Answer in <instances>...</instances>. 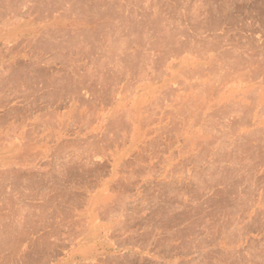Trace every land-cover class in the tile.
I'll use <instances>...</instances> for the list:
<instances>
[{
    "label": "rangeland",
    "instance_id": "obj_1",
    "mask_svg": "<svg viewBox=\"0 0 264 264\" xmlns=\"http://www.w3.org/2000/svg\"><path fill=\"white\" fill-rule=\"evenodd\" d=\"M24 1L26 4L23 1V4L19 3L20 0L16 1L19 12H27L29 7L33 11L38 8V14L34 11L31 15L41 18L42 21L20 27L32 28L37 33H21L16 43L14 41V44H20L16 46L20 52L17 57L0 58V159L8 161L7 165H10L0 167V171L4 170L0 172V198L9 193V197L15 199L10 210L0 211V227L4 228H0V264H18L15 263L14 257L23 249V241L27 240L26 244H29L37 241L40 236L45 237V241L50 245H55L54 249L42 251V254L47 255L46 264L54 263L56 258L67 259L71 254L74 256L71 264H108L109 261L113 262V259L124 260L123 263L127 264H263L264 222L263 225L261 222H258L261 225L256 223L260 217V220L263 218L264 221V214H259V211L264 210V195L260 201L262 210L255 209L259 216L256 215V225L249 228H253L252 230L238 231L233 226L231 230L224 226L222 229L221 226L216 229L210 225L213 223L212 219L209 220L212 207H204L209 216L205 215L201 224H197V229H203L195 243L194 236L189 235L190 239L186 238L190 240L187 248L190 251L186 249L188 254H182L183 256L180 250L182 241L175 238L170 240L161 232V226L154 220V209L157 202L169 198L174 202L173 205H177V200L182 198H187V201L193 204L191 199L198 192L203 194L201 186L211 183L218 175L221 176L220 170L232 165L229 160V154L231 156L232 152H228L230 147L227 143L234 133L246 129L245 125L237 124L236 132L224 125L230 115H236L233 110L227 113L228 118L227 114L221 116L223 114L220 111L215 117L209 114L212 110L215 112L237 100L240 107L244 105L246 108L255 107L257 101L264 104V0H105L103 8L102 5L101 8L98 7L100 10L111 11L109 15L115 16V19L111 16L112 21L110 17L105 21L98 19L92 23L94 28L98 23L106 22L98 26H108L103 27L107 30L99 27L100 31H96L97 26L95 32L98 36L94 31L87 37L89 39L78 35L80 38L76 39L77 42L73 38L74 31L70 29L73 24L71 22H75V19L70 16L74 12L67 8L68 0H44L47 4L42 0H39L40 3L38 0ZM83 1L77 0L79 10L84 7L83 10L89 11L92 0ZM131 1L134 2L131 4ZM107 4L109 5L106 6ZM113 7H118V12ZM46 8L51 13L48 14ZM67 11L70 12L69 17L66 15L69 14ZM119 12L123 16V22L118 18ZM83 13L82 15H90L92 12ZM57 17H61L60 20ZM107 22L112 23L109 25L114 27L110 28ZM119 22L123 23L122 26L127 24L125 29L118 27L117 24L121 25ZM1 25L2 23L0 33H3L9 26ZM92 25L90 29L93 30ZM162 28L170 31L168 33L173 40L164 38ZM45 29L47 33H44ZM62 31L68 34L63 35L65 32ZM111 32L113 33L110 34ZM59 36L65 39H62L65 42H62ZM28 39L29 41H26ZM7 40L0 39V54H5ZM78 40H81L82 44ZM11 47L10 45L9 48ZM84 48L87 51H84ZM9 60L13 61V64L11 70L6 72L5 64H8ZM19 68H22L21 71ZM252 73L255 75L251 76ZM4 79L5 83L2 81ZM249 89L250 92L245 95L244 92ZM9 107L15 111L8 112ZM262 124L264 126V121ZM241 155L239 154L240 157ZM243 158H237V164L241 161L246 165L249 159ZM214 161L215 164L211 165ZM263 166L255 170L259 176L254 174L260 181L264 178ZM10 170L17 172V180L14 176H9ZM28 175L30 177H27ZM115 185L128 187L121 190ZM184 186L188 187L187 193H184ZM75 196L82 199L96 198L97 208L101 211L103 205L111 206L116 200L120 203L123 201L130 208V205H136L134 207L138 206L139 209V212L134 213L137 219L129 214L115 218V214L108 212L109 210L106 213H100L98 210L86 242L71 249L70 243L75 242L77 230L80 229L79 226H72L70 221L77 219V206L73 204ZM222 204H219L222 206L221 214L225 212ZM209 221L212 222L209 224ZM202 223L209 226L206 228ZM115 225L119 228L114 227ZM255 226L260 227L259 230ZM127 229L129 232L130 229L136 230L134 237L129 236ZM116 230H121L119 235ZM113 231L117 236L111 233ZM222 231L233 235L241 234L247 238L231 244L234 247L229 244L219 247L221 238L218 237L225 236ZM203 233L204 237L201 236ZM214 239L217 242H214ZM121 245L126 247L122 248ZM170 245L176 249L169 250ZM194 247L200 253L193 250ZM25 249L29 251L30 256L37 254V251L33 252L27 245Z\"/></svg>",
    "mask_w": 264,
    "mask_h": 264
},
{
    "label": "bare ground",
    "instance_id": "obj_2",
    "mask_svg": "<svg viewBox=\"0 0 264 264\" xmlns=\"http://www.w3.org/2000/svg\"><path fill=\"white\" fill-rule=\"evenodd\" d=\"M16 1H19V0H0V23H2V25H4V26H6V25H8L9 27L8 28H6L5 29V31L3 32V33H0V39L1 40H3V39H8L7 40V42L8 43H6L5 44V46L7 45V49H5L6 51H5V54H0V58L1 59H5V58H10L11 59V57H17L18 56V54H20V52L19 51H17V48H16V46L19 44V42H18V44H14V41H15V43H16V40L18 39V37L21 35V33H25V32H27V33H30V34H33V33H35L36 31L35 30H33L32 28L31 29H24V28H22V29H20V27L21 26H28V25H30V24H35V23H39V22H41L42 20H41V18L39 19V17L37 18V16L34 18L31 14H33L34 13V11L36 12L37 10L36 9H38V8H36L37 6H39L40 4V2H39V0H38V2L39 3H37V4H39V5H36V7H34V8H36V9H34V11L33 10H30V9H32V8H30L29 7V9H28V11L27 12H19V8H17V4L16 3H18V2H16ZM21 2H19V3H21V4H23L22 3V1L25 3V1L24 0H20ZM31 1H33V0H31ZM35 2H36V0H34ZM33 1V2H34ZM42 1H44V0H42ZM50 1V0H49ZM48 1V2H49ZM62 1V0H61ZM78 1H80V2H82L83 0H78ZM86 1V0H85ZM111 1V0H110ZM128 1H130V0H128ZM128 1H127V3H128ZM136 1V0H135ZM179 1V0H178ZM29 2V1H28ZM51 2V1H50ZM56 2V1H55ZM60 2V1H59ZM68 2V5H69V7H67L68 9H69V11L71 12V10L74 12V14L73 15H75L76 14V16H73V15H70V12L69 11H67V12H69V14H66V15H68L67 17H69V15L70 16H72V17H74V19H75V22L73 21V22H71V23H73L70 27V29H72L73 31H74V34H73V32H72V34L74 35V37H73V35L71 36V37H73L75 40L76 39H78V35H80L81 37H86V39H89V38H87L88 36H90L91 35V32L92 31H94L95 32V28H97V26H98V24H106V22H101V21H103V20H101V21H99V22H101V23H98L96 26H95V28H94V26L92 25V23H95L98 19H104V21H105V19L106 18H108V17H110L111 15H109V12H111V11H108V9L107 10H100V8H101V6L100 5H102V8H103V6L106 4V1L105 0H92L91 2H92V6H91V9L89 10L90 12H92V13H90V15L89 14H84L86 11L89 13V11L88 10H83L84 9V7H83V9L81 8L80 10H79V2L77 3V0H68L67 1ZM71 2V3H70ZM84 2V1H83ZM88 2V1H87ZM90 2V3H91ZM132 2H134V1H131V4H132ZM137 2V1H136ZM139 2V1H138ZM31 3V2H30ZM43 3H46L45 1L43 2ZM43 3H41V4H43ZM65 3V2H64ZM63 3V4H64ZM70 3V4H69ZM110 3V2H109ZM240 3V2H239ZM26 4V3H25ZM34 4V3H33ZM47 4V3H46ZM56 4V3H55ZM81 4V3H80ZM112 4V3H111ZM129 4V3H128ZM138 4V3H137ZM140 5H142L141 3H139ZM144 4V3H143ZM18 5H20V4H18ZM35 5V4H34ZM33 5V6H34ZM51 5V4H50ZM86 5V4H85ZM88 5H89V3H88ZM109 4H107L106 6H108ZM112 5H114V4H112ZM111 5V6H112ZM24 6V5H23ZM29 6V5H28ZM30 6H31V4H30ZM32 6V7H33ZM59 6V5H58ZM98 6H100V8L98 7ZM111 6H110V8H111ZM115 6H117L116 4H115ZM20 7V6H19ZM41 7V6H40ZM46 7V6H45ZM55 7H57V5L55 6ZM61 7V6H60ZM145 7V6H144ZM167 7V6H166ZM183 7V6H182ZM104 8H106V7H104ZM108 8V7H107ZM114 8V7H113ZM117 8L118 7H115L114 9L115 10H117ZM119 8H120V6H119ZM21 9V8H20ZM88 9V8H87ZM99 9V10H98ZM136 9H137V7H136ZM25 10V9H24ZM23 10V11H24ZM30 10V11H29ZM41 10V9H40ZM39 10V11H40ZM48 10V8H46V12L48 13H51L50 11H47ZM142 10V9H141ZM82 11V12H81ZM128 11V10H127ZM158 11V10H157ZM255 11V10H254ZM33 12V13H32ZM43 12H45V9H44V11ZM52 12H54V11H52ZM56 12V11H55ZM61 12V11H60ZM60 12H59V14H60ZM65 12H66V10H65ZM72 12V13H73ZM84 12V13H83ZM117 12H118V10H117ZM132 12V11H131ZM134 12V11H133ZM37 13V12H36ZM46 13V14H47ZM48 13V14H49ZM58 13V12H57ZM82 13L85 15H82ZM122 13V12H121ZM128 13V12H127ZM147 13V12H146ZM146 13H144L145 15H147ZM153 13V12H152ZM251 13V12H250ZM38 14V13H37ZM41 14V13H40ZM43 14V13H42ZM123 14V13H122ZM141 14V13H140ZM51 15V14H50ZM49 15V16H50ZM61 15H63V14H61ZM61 15H59V16H61ZM119 15H120V17H118V18H120L121 19V21L123 22V19H122V15L120 14V12H119ZM144 15V16H145ZM149 15V14H148ZM39 16V15H38ZM48 16V15H47ZM86 16H89L88 18L86 17ZM122 16V17H121ZM125 16H126V14H125ZM32 17V18H31ZM44 17V16H43ZM45 17H46V15H45ZM66 17V18H67ZM76 17V18H75ZM111 17H113V16H111ZM111 17H110V19H111ZM127 17V16H126ZM126 17L124 18V20L126 21ZM133 17V16H132ZM131 17V18H132ZM140 17V16H139ZM22 18V19H21ZM56 18V17H55ZM54 18V19H55ZM57 18H59V17H57ZM61 18V17H60ZM60 18H59V20H60ZM63 18H64V15H63ZM71 18V17H70ZM114 19H115V16L113 17ZM134 18V17H133ZM188 18V17H187ZM73 19V18H72ZM73 19V20H74ZM77 19V20H76ZM109 19V20H110ZM128 19V18H127ZM129 19H130V17H129ZM128 19V20H129ZM135 19V18H134ZM143 19V18H142ZM148 19V18H147ZM195 19V18H194ZM193 19V20H194ZM41 20V21H40ZM57 20V19H56ZM58 20V21H59ZM116 20H118L117 18H116ZM137 21H138V19H136ZM135 20V21H136ZM189 20V19H188ZM54 21V20H53ZM62 21V20H61ZM60 21V22H61ZM72 21V20H71ZM111 21H112V19H111ZM110 21V22H111ZM114 21V20H113ZM118 21H120V20H118ZM145 21H147V20H145ZM153 21L155 22L156 20H154L153 19ZM197 21V20H196ZM55 23L57 22V21H54ZM109 22V23H110ZM117 22V21H116ZM121 22V23H122ZM129 22H130V24H131V21L129 20ZM129 22H128V24H129ZM140 22V21H139ZM138 22V23H139ZM153 22V23H154ZM162 22V21H161ZM194 22V21H193ZM52 22H50V24H51ZM55 23H54V25H55ZM67 23V22H66ZM108 23V22H107ZM109 23H108V25H109ZM120 23V22H119ZM120 23V24H121ZM127 23V22H126ZM142 23H144V22H142ZM147 23V22H146ZM150 23V22H149ZM149 23H148V25H149ZM151 23H152V21H151ZM6 24V25H5ZM57 24H58V22H57ZM65 24V23H64ZM110 24H112V23H110ZM123 24V23H122ZM122 24L121 25H119V24H117L118 25V27H120V26H122ZM157 24V23H156ZM162 24H164V23H162ZM166 24V23H165ZM1 25V26H2ZM93 26L92 28H94L93 30L92 29H90L91 27L90 26ZM98 26V28H97V30L96 31H100V28L99 27H102V29H104L103 27H108V26ZM116 24H115V27L117 26ZM125 25H127V24H125ZM125 25L124 26H122V27H124V29H125ZM131 25H133V24H131ZM131 25H129V26H131ZM141 26H142V24H140ZM170 25V24H169ZM63 26V25H62ZM110 26V25H109ZM128 26V27H129ZM136 26V25H135ZM146 26V25H145ZM55 27V26H54ZM111 27H114V26H110V28ZM121 27V29H123ZM138 27H139V25H138ZM150 27V26H149ZM155 27V26H154ZM159 27V26H158ZM47 28V27H46ZM52 28V27H51ZM127 28V27H126ZM132 28V27H131ZM131 28H130V30H131ZM144 28V27H143ZM142 27H141V29H143ZM146 28V27H145ZM148 28V27H147ZM36 29V28H35ZM58 29V28H57ZM102 29H101V31H102ZM114 29V28H113ZM118 29H120V28H118ZM133 29H134V27H133ZM136 29H138V28H136ZM163 29V30H162ZM161 30L164 32V33H162V34H164L165 36H164V38H167L168 39V37H169V39H172L171 37V35L168 33V32H170V31H167V30H165L164 28H162ZM47 30H49V29H47ZM51 30V29H50ZM59 30V29H58ZM57 30V32H59ZM107 30V29H106ZM105 29H104V31H106ZM114 30H116V29H114ZM139 30V29H138ZM137 30V31H138ZM151 30V29H150ZM149 30V31H150ZM155 30V29H154ZM38 31V30H37ZM43 31V30H42ZM45 31H46V29H45ZM54 31V30H53ZM66 31V30H65ZM64 31V32H65ZM70 31V30H69ZM112 31V30H111ZM126 31V30H125ZM133 31V30H132ZM147 31V30H146ZM152 31V30H151ZM161 31V32H162ZM48 31H46V32H44V33H47ZM50 32V31H49ZM55 32V31H54ZM63 32V31H62ZM63 32V33H64ZM127 32V31H126ZM131 32V31H130ZM134 32V31H133ZM37 33V32H36ZM40 33V32H39ZM53 33V32H52ZM56 33V32H55ZM98 33V32H97ZM113 32H111L110 34H112ZM132 33V32H131ZM130 33V34H131ZM150 33V32H149ZM152 33H153V31H152ZM160 33V32H159ZM66 34V32L63 34V35H65ZM68 34V33H67ZM66 34V35H67ZM92 34H94V33H92ZM95 34H96V32H95ZM99 34H100V32H99ZM103 34H104V32H103ZM117 34V33H116ZM121 34V33H120ZM125 34H127V33H125ZM176 34V33H175ZM48 35V34H47ZM49 35H52V34H49ZM55 35V34H54ZM97 36H98V34H96ZM105 35V34H104ZM106 35H107V33H106ZM119 35V34H118ZM118 35H116V36H118ZM149 35V34H148ZM151 35V34H150ZM149 35V36H150ZM173 35V34H172ZM39 35H37V37H38ZM57 36V35H56ZM92 36H94V35H92ZM91 36V37H92ZM124 36V35H123ZM129 36V35H128ZM143 36V35H142ZM161 36V35H160ZM174 36V35H173ZM37 37H35V39H37ZM40 37V36H39ZM52 37V36H51ZM60 37V36H59ZM77 37V38H76ZM136 37V36H135ZM139 37V36H138ZM26 38V37H25ZM42 38V37H41ZM54 38H57V37H54ZM65 38V37H64ZM72 38V39H73ZM80 38V37H79ZM107 38H108V36H107ZM137 38V37H136ZM135 38V39H136ZM143 38V37H142ZM148 38V37H147ZM162 38H163V36H162ZM163 38V39H164ZM60 39H61V41L62 42H65V41H63V40H65V39H63V38H61L60 37ZM63 39V40H62ZM175 39V38H174ZM24 40V39H23ZM38 40V39H37ZM42 40V39H41ZM41 40H40V44H42L41 43ZM75 40H73V41H75ZM145 40V39H144ZM150 40V39H149ZM148 40V41H149ZM173 40V39H172ZM171 40V41H172ZM26 41H29V39L28 40H26ZM45 41V40H44ZM68 41H70L69 39H68ZM67 41V42H68ZM79 41V40H78ZM85 41V40H84ZM91 41H92V39H91ZM97 41V40H96ZM151 41H152V39H151ZM164 41V40H163ZM169 41V40H168ZM6 42V41H5ZM35 42V41H34ZM33 42V43H34ZM39 42V41H38ZM48 42V41H47ZM61 42V43H62ZM76 42H77V40H76ZM75 42V43H76ZM81 42V40L79 41V43ZM86 42V41H85ZM88 42V41H87ZM135 42V41H134ZM146 42H147V40H146ZM150 42V41H149ZM175 42V41H174ZM24 43V42H23ZM31 43V42H30ZM45 43H46V41H45ZM45 43H44V45H45ZM48 43H50V42H48ZM59 43V42H58ZM84 43V42H83ZM89 43V42H88ZM87 43V44H88ZM113 43V42H112ZM137 43H138V41H137ZM158 43V42H157ZM25 45H26V43H24ZM36 44V43H35ZM60 44V43H59ZM63 44V43H62ZM62 44H61V47H62ZM80 44H82V43H80ZM85 44V43H84ZM92 44V43H91ZM96 44H97V42H96ZM166 44V43H165ZM164 44V45H165ZM10 45L12 46L11 48H9L10 47ZM20 45V44H19ZM23 45V44H22ZM28 45H29V42H28ZM56 45H58V44H56ZM90 45V44H89ZM126 45H127V43H126ZM134 45H135V43H134ZM161 45V44H160ZM176 45V44H175ZM179 45H181V44H179ZM27 46V45H26ZM30 46V45H29ZM40 46V45H39ZM48 45H46V47H47ZM50 46V45H49ZM72 46V45H71ZM82 46V45H81ZM172 46V45H171ZM18 47V46H17ZM24 47V46H23ZM28 47V46H27ZM59 47V46H58ZM75 47V46H74ZM76 47H78L77 45H76ZM79 47H80V45H79ZM84 47H86V45L84 46ZM101 47V46H100ZM107 47V46H106ZM145 47V46H144ZM149 47H150V45H149ZM155 47H157V46H155ZM160 47V46H159ZM175 47V46H174ZM173 47V48H174ZM214 47H215V45H214ZM2 48H4V47H2ZM16 48V49H15ZM47 48H49V47H47ZM54 48V47H53ZM83 48V47H82ZM216 48V47H215ZM62 49V48H61ZM60 49V50H61ZM79 49H81V48H79ZM89 49V48H88ZM93 49V48H92ZM126 49H127V47H126ZM140 49V48H139ZM97 50V49H96ZM68 51V50H67ZM76 51V50H75ZM74 51V52H75ZM81 51H83V50H81ZM84 51H87V50H85V48H84ZM89 51V50H88ZM79 52V51H78ZM226 52V51H225ZM1 53V52H0ZM22 53V52H21ZM88 53V52H87ZM91 53H92V51H91ZM84 54H86V53H84ZM224 54V53H223ZM230 54V53H229ZM228 55V54H227ZM122 56V55H121ZM225 56H226V53H225ZM124 57L125 58H127L126 57V55H124ZM135 57V56H134ZM229 57V56H228ZM121 58V57H120ZM119 59V58H118ZM134 59V58H133ZM123 60V59H122ZM125 61H126V59H125ZM131 61V60H130ZM9 63L8 64H5V71L6 72H8V71H10L11 70V68H12V64H13V61L11 62L10 60L8 61ZM133 63V62H132ZM131 63V64H132ZM62 65V64H61ZM133 65V64H132ZM19 66H21V65H19ZM24 66V65H23ZM1 67V66H0ZM17 68V67H16ZM14 69V68H13ZM13 69H12V71H13ZM18 69V68H17ZM22 69V68H21ZM21 69L19 68V71H21ZM39 69V68H38ZM1 70V69H0ZM255 70V69H254ZM14 71H15V69H14ZM23 71H25V69L23 70ZM22 71V72H23ZM30 71V70H29ZM15 72H18L17 70L15 71ZM26 72V71H25ZM24 72V73H25ZM61 72V71H60ZM36 73V72H35ZM42 73V72H41ZM44 73V72H43ZM54 73V72H53ZM55 73H56V71H55ZM256 73V72H255ZM255 73L253 74L252 73V75L251 76H253V75H255ZM16 74H18V73H16ZM38 74V73H37ZM52 74V73H51ZM58 74V73H57ZM60 74V73H59ZM27 75V74H26ZM32 77H33V75H31ZM35 76V75H34ZM40 76V75H39ZM49 76V75H48ZM47 76V77H48ZM61 76V75H60ZM103 76V75H102ZM256 76H257V74H256ZM4 77V76H3ZM10 77V76H9ZM17 77H18V75H17ZM20 77V76H19ZM18 77V78H19ZM23 77V76H22ZM53 77V76H52ZM105 77V76H104ZM104 77H103V80H104ZM113 77V76H112ZM40 78V77H39ZM46 78V77H45ZM51 78V77H50ZM58 78H60V77H58ZM254 78V77H253ZM24 79V78H23ZM38 79V78H37ZM102 79V78H101ZM50 80V79H49ZM2 81H4V83H5V79L4 80H2ZM29 81V80H28ZM33 81H35L34 79H33ZM88 81V80H87ZM52 81H50V83H51ZM56 82V81H55ZM103 82V81H102ZM10 83V82H9ZM49 83V84H50ZM43 84V83H42ZM56 84V83H55ZM45 85V84H44ZM51 85H53L54 86V84H51ZM50 85V86H51ZM1 86H3V85H1ZM63 86V85H62ZM61 86V87H62ZM33 87V86H32ZM243 87V86H242ZM58 88H60V87H58ZM65 88V87H64ZM47 89V88H46ZM60 90V89H59ZM35 91H37V90H35ZM42 91V90H41ZM61 91V90H60ZM59 92V91H58ZM247 92V93H246ZM250 92V89L249 90H247V91H245L244 93H245V95L246 94H248ZM49 93V92H48ZM47 93V94H48ZM69 93H71V92H69ZM74 93V92H73ZM72 93V94H73ZM243 93V92H242ZM54 95H55V93H54ZM57 95V94H56ZM71 95V94H70ZM75 95H76V93H75ZM224 95V94H223ZM79 96V95H78ZM227 96V95H226ZM257 96H258V94H257ZM75 97V96H74ZM225 97V96H224ZM224 97H222V99L224 98ZM51 98V97H50ZM261 100V99H260ZM261 102V103H260ZM233 104L231 105H228L227 107H226V105H225V107L223 106H220V107H222V108H220V109H217L216 111H215V109H214V111L215 112H213V110H212V113H210L209 114V116L212 114V116H214L216 113H218L219 111L223 114V115H221V114H218V115H221V116H224V114H227L230 110H233L235 113H236V115L235 116H231L230 115V117L228 118V114H227V118L229 119L227 122H224V125L225 126H227V127H229V128H233L232 130H235V128L238 126L237 124H240L241 125V123L243 124V125H245V128L246 129H243V130H240L239 132H236V130L234 131V132H236V133H234L233 135H232V137L230 138V140H229V142H228V140H227V145H229V147H230V150L228 151L229 153L230 152H232V154H231V156H230V154H229V160H230V162H232V165L229 167V169H227V168H225L224 170L222 169V170H220V171H222V172H219L220 174H221V176L220 175H218V177H216L214 180H212L211 181V183H208L207 185H203V186H201V190H202V192H203V194H201L200 192H198V194L193 198V199H191V201H192V203L193 204H191V203H189L188 201H187V198H180L181 200H177V205L176 204H174L173 205V201L169 198V199H162V201L160 202L159 201V203L157 202L156 203V208L154 209V213H155V217L156 218H154L152 215V217L154 218V220L156 221V222H158V225L159 226H161V228H162V230L163 231H161L163 234H165L170 240H172V239H179V240H181L182 242H181V246H180V250H181V255L182 254H184V255H186V254H188V252H187V248H188V244H189V242H190V238L188 237L189 235H192V236H194V238H193V241H194V243H195V240H197L198 238V236L201 234V232H202V229H203V227L202 228H200V226H199V228L200 229H197V224H201L200 222H202L203 220V217L205 216V215H207L208 213L205 211V209H204V207H206V206H211V207H208V208H211V209H213V211L211 212V211H209V212H211L212 214L210 215V219L209 220H211L212 219V221H213V223H211L212 221H209V224L211 225V226H213V227H216V229L218 228V227H220L221 226V229L223 228L222 226H224V227H226V229H228V228H230V229H228V230H231V228H232V226L234 227V228H236L238 231H241V230H245V229H249L250 227H254V224H255V222L258 220L257 218H258V216H259V214L260 213H262V214H264L263 213V211L264 210H262V209H260L261 208V206L260 205H262L261 204V198L263 197V195H264V184H263V181H264V178H263V180H259L258 178H256L255 177V175L254 174H256L257 172V170H258V168L257 167H259V166H263V162H264V126H262L263 124H262V122L264 121V117H263V115H264V104L262 103V101H257L256 103V106L255 107H251V108H246V106H244V105H242L241 107H240V103H239V101L237 100L236 102H232ZM38 104V103H37ZM239 105V106H238ZM11 107V106H10ZM9 107V108H10ZM218 107V106H217ZM208 108V107H207ZM34 109H35V107H34ZM8 110V109H7ZM14 110V108H10V110H8V112L9 111H13ZM15 111V110H14ZM7 112V113H8ZM19 112V111H18ZM21 112V111H20ZM219 112V113H220ZM12 113H14V112H12ZM11 113V114H12ZM209 113V112H208ZM232 113V112H231ZM5 114V113H4ZM15 114V113H14ZM13 114V115H14ZM206 114V113H205ZM6 115H8V114H6ZM16 115V114H15ZM5 116V115H4ZM208 116V117H209ZM236 116H238V117H236ZM215 117V116H214ZM218 117V116H217ZM220 117V116H219ZM2 121H3V119H2ZM1 124V123H0ZM2 125V124H1ZM226 142V141H225ZM2 144V143H1ZM3 145H5V144H3ZM229 147H227V148H229ZM24 150V149H23ZM27 151V150H26ZM222 151L224 152V150L222 149ZM221 150H220V152H222ZM225 151H227V150H225ZM219 152V153H220ZM227 152V153H228ZM20 153H22V151H20ZM20 153H18V154H20ZM26 153V152H25ZM214 153V152H213ZM212 153V154H213ZM216 153H217V151H216ZM241 153L243 154V155H241ZM215 154V153H214ZM213 154V155H214ZM239 154L241 155V157L239 156ZM20 156V155H19ZM214 156H216V155H214ZM228 157V156H227ZM243 157H245V158H248L249 159V161H250V163H249V161H248V165L246 166L244 163L245 162H242L241 163V161H238V163L239 164H237V161H236V159L237 158H239L240 160L242 159H244ZM18 158V157H17ZM217 158V157H216ZM220 158V157H219ZM226 158V157H225ZM211 159V158H210ZM19 160V159H18ZM217 160V159H216ZM215 160V161H216ZM219 160H221V159H219ZM219 160H218V162H219ZM226 160H227V158H226ZM229 160H227V162L229 161ZM209 161V160H208ZM215 161L214 162H211V165L213 164H215ZM8 162V161H7ZM7 162L6 161H4V160H1L0 159V167H7V166H10V165H7ZM18 162V161H17ZM10 163V162H9ZM241 163V164H240ZM231 164V163H230ZM245 165V166H243V165ZM241 165V166H240ZM71 166H72V163H71ZM76 166V165H75ZM69 167H70V165H69ZM68 167V168H69ZM264 167V166H263ZM68 168H67V170H68ZM207 168V167H206ZM9 169V168H8ZM211 169H212V167H211ZM257 169V170H256ZM262 169V168H261ZM16 170H18V169H16ZM23 170V169H22ZM66 170V171H67ZM212 170H214V169H212ZM256 170V171H255ZM2 172L4 171V170H1ZM0 171V172H1ZM24 171V170H23ZM99 171V170H98ZM219 171V170H218ZM263 171H264V169H263ZM12 171L10 170L8 173L10 174H8L9 176H11V177H13L14 176V178H15V176H18V174H17V172L15 173V172H12ZM204 172H206V171H204ZM24 173V172H23ZM86 173H88V172H86ZM210 173H212V172H210ZM216 173V172H215ZM218 173V174H219ZM261 173H262V171H261ZM7 173H6V170H5V174L4 175H6ZM12 174V175H11ZM22 174V173H21ZM29 174V173H28ZM68 174V173H67ZM95 174H96V172H95ZM98 174V173H97ZM197 174V173H196ZM206 174V173H205ZM217 174V173H216ZM263 174V173H262ZM1 175V174H0ZM8 175H7V177H8ZM23 175V174H22ZM70 175V174H69ZM203 175V174H202ZM215 175V174H214ZM257 175H258V173H257ZM74 176V175H73ZM95 176V175H94ZM209 176H210V174H209ZM259 176V175H258ZM1 177V176H0ZM6 177V176H5ZM6 177V178H7ZM23 177V176H22ZM27 177H30L29 175L27 176ZM32 177V176H31ZM204 177V176H203ZM210 177H212V176H210ZM221 177V178H220ZM261 177V176H260ZM42 178V177H41ZM59 178V177H58ZM5 179V178H4ZM3 179V180H4ZM8 179V178H7ZM9 179H12V178H9ZM16 180H17V178H15ZM27 179H29V178H27ZM52 179V178H51ZM221 179V180H220ZM206 180V179H205ZM2 181V180H1ZM8 181V180H7ZM26 181V180H25ZM42 181H43V179H42ZM208 181V180H207ZM20 182V181H19ZM18 182V183H19ZM58 182V181H57ZM120 182V181H119ZM206 182V181H205ZM23 183V182H22ZM29 183H30V179H29ZM13 184V183H12ZM126 184V183H125ZM128 184V183H127ZM169 184V183H168ZM32 185V184H31ZM54 185V184H53ZM123 185V184H122ZM170 185V184H169ZM184 185V184H183ZM12 186V185H11ZM16 186V185H15ZM90 186V185H89ZM144 186V185H143ZM164 186V185H163ZM167 186V185H166ZM199 186V185H198ZM0 187H1V184H0ZM93 187V186H92ZM115 187H117V189H121V188H125L126 189V187H128V185H124V186H120V185H115ZM160 187V186H159ZM171 187V186H170ZM15 188V187H14ZM172 188V187H171ZM123 189H121V190H123ZM124 189V190H125ZM188 187H186V186H184L183 187V190H184V193L186 192H188ZM1 190V192H2V188L0 189ZM14 190H16V189H14ZM29 190V189H28ZM159 190V189H158ZM157 190V191H158ZM164 190V189H163ZM174 190V189H173ZM198 190V189H197ZM167 191V190H166ZM56 192H58V191H56ZM5 193V192H4ZM7 193V192H6ZM11 193V192H10ZM59 193V192H58ZM12 194V193H11ZM26 194V193H25ZM55 194V193H54ZM78 194V193H77ZM2 195V194H1ZM24 195V194H23ZM29 195V194H28ZM165 195V194H164ZM11 196V195H10ZM30 196V195H29ZM59 196V195H58ZM77 196H79V195H77ZM63 197V196H62ZM76 197V196H75ZM161 197V196H160ZM159 197V198H160ZM17 198V197H16ZM57 198V197H56ZM74 198V197H73ZM73 198H71V199H73ZM1 199V198H0ZM44 199V198H43ZM52 199V198H51ZM263 199V198H262ZM13 200H15V199H12V198H10L9 197V193H8V195H6L5 197H3L2 199H1V202H0V211L2 210H4V209H7V211H8V209L10 210V207H13L14 206V201ZM23 200V199H22ZM30 200V199H29ZM47 200V199H46ZM70 200V199H69ZM49 201H50V199H49ZM72 201V200H71ZM73 204L75 205V207H76V210H78V212H76V216H77V219H71L70 221H71V223H72V226L73 225H76V227H80V229L79 230H77L78 231V235H77V237H76V240H75V242L73 243H70V244H72V247H71V249L73 248V247H75V246H78L79 244H82V243H85L86 242V240H87V238H88V232H89V230H90V228H92V227H90L91 225H93V220H94V218H95V216H96V212H99L100 211V213L102 212V213H106V211H108V212H113L115 215V218H116V216H117V218H119V217H123L124 215H126V216H128V214L131 216V215H134V213H136V212H139V209L137 208V207H134V206H136V205H130L131 206V208L128 206L127 207V205L122 201L121 203H120V201L119 200H116V201H114V204H111V206H107V205H103V208H102V211H101V209H99V208H97V199L96 198H92V199H90V198H88V199H82L81 197H76L75 199H73ZM158 201V200H157ZM46 202V201H45ZM48 202V201H47ZM52 202H53V200H52ZM55 202V201H54ZM62 202V201H61ZM103 202H105V201H103ZM103 202H101V203H103ZM118 202V203H117ZM19 203V202H18ZM18 203H16V204H18ZM107 203V202H106ZM176 203V202H175ZM221 203H223L222 205L224 206V213L222 212V214L220 213V209L222 208V206H221V208H220V206H219V204H221ZM22 204V203H21ZM24 204V203H23ZM44 204V203H43ZM72 204V205H73ZM130 204V203H129ZM132 204V203H131ZM152 205V204H151ZM70 206V205H69ZM133 206V207H132ZM19 207V206H18ZM45 207V206H44ZM140 207V206H139ZM15 208V207H14ZM25 208V207H24ZM28 208V207H27ZM82 208V209H81ZM152 208V207H151ZM150 208V209H151ZM207 208V211L209 210ZM256 208H259L260 210H262V212H260L259 211V214H256L255 212V209ZM17 209V208H16ZM20 209V208H19ZM18 210V209H17ZM62 210H63V208H62ZM99 210V211H98ZM130 210V211H129ZM217 210H219V211H217ZM6 211V210H5ZM12 211H13V209H12ZM131 211H132V213H131ZM140 211H141V209H140ZM142 211H143V209H142ZM153 211V210H152ZM18 212H20V211H18ZM130 212V213H129ZM144 212V211H143ZM2 213V212H1ZM9 213H10V211H9ZM207 213V214H206ZM258 213V212H257ZM11 214H13V212L11 213ZM15 214V213H14ZM17 214V213H16ZM20 215H21V213H19ZM29 214V213H28ZM56 214V213H55ZM59 214V213H58ZM151 214V213H150ZM216 214H217V216H216ZM218 214H220V216L218 217ZM262 214H260V216H263ZM57 215V214H56ZM98 215V214H97ZM101 215H103V214H101ZM221 215H223V216H221ZM256 215H258V216H256ZM19 216V215H18ZM32 216V215H31ZM135 216V215H134ZM140 217H141V215H139ZM144 216V215H143ZM207 216H209V215H207ZM207 216L205 217V218H207ZM211 216H212V218H211ZM27 217V216H26ZM150 217V216H149ZM148 217V218H149ZM223 217V218H222ZM264 217V216H263ZM12 218V216L10 217V219ZM129 218V217H128ZM135 218L137 219V217L135 216ZM135 218H133L132 217V219H135ZM7 219V218H6ZM5 219V220H6ZM123 219V218H122ZM126 219V221H127V218H125ZM261 219V217L259 218V220ZM4 220V219H3ZM257 221V223L256 224H258V225H263V218H262V221L260 220V221ZM2 221V220H1ZM12 221V220H11ZM14 221V220H13ZM31 221V220H30ZM207 221L208 220H206V223H207ZM7 222V221H6ZM205 222V221H204ZM258 222H261V224H259ZM1 223V222H0ZM16 223V222H15ZM58 223V222H57ZM124 223V222H123ZM204 224V223H202L203 225L202 226H205L206 228L209 226V225H207V224ZM8 224H10V223H8ZM118 224V223H117ZM252 224H253V226H252ZM255 224V225H256ZM1 225V224H0ZM10 225H12V224H10ZM119 225V224H118ZM4 226V225H3ZM8 226V225H7ZM17 226H18V223H17ZM16 226V227H17ZM19 226H20V224H19ZM71 226V227H72ZM120 226V225H119ZM210 226V227H211ZM21 227V226H20ZM114 227H116V225L114 226ZM124 227V226H123ZM205 227H204V229H205ZM258 227V226H257ZM256 226H255V228H257ZM262 227V226H261ZM2 230H4V228H2V227H0ZM6 228H10V227H6ZM12 228V227H11ZM14 228H15V226H14ZM19 228V227H18ZM55 228V227H54ZM73 228V227H72ZM116 228H119V227H116ZM254 228V229H255ZM260 228V227H259ZM259 228H257L258 230H259ZM263 228V227H262ZM261 228V229H262ZM0 229V230H1ZM17 229V228H16ZM95 229V228H94ZM121 229V228H120ZM124 229V228H123ZM210 229V228H209ZM209 229L207 230V231H209ZM215 229V228H214ZM225 229V231H227ZM253 229V228H252ZM252 229H249V230H252ZM260 229V230H261ZM128 230V229H127ZM246 230V231H247ZM256 230V229H255ZM12 231V230H11ZM119 231V230H118ZM121 231V230H120ZM119 231V232H120ZM212 231V230H211ZM90 232H92V231H90ZM116 232H117V230H116ZM119 232H117L118 233V235H119ZM123 232V231H122ZM121 232V233H122ZM128 232H129V230H128ZM205 233H207L208 235H209V233L208 232H206V231H204ZM222 232H224V231H222ZM221 232V233H222ZM233 232V231H232ZM9 233V232H8ZM14 233V232H13ZM111 233H113V235H114V231L113 232H111ZM125 233H126V231H125ZM225 233V232H224ZM10 234V233H9ZM15 234V233H14ZM13 234V235H14ZM101 234V233H100ZM129 234V236L131 235V237L133 236L134 237V234H136V230H134V231H132L131 229H130V232L128 233ZM226 234H228V233H225V236L223 235V234H221V235H223L222 237H218L219 235H217V237L218 238H221V241L219 242L220 244H219V247H220V245H225L226 246V244L228 245L229 244V246H233L234 247V245H231V244H234V242H236V241H238V240H241V239H246L244 236H241V234H228V235H226ZM2 235H4V233H2ZM43 235V234H42ZM204 233H203V235H201V236H203L204 237ZM216 235V234H215ZM264 235V234H263ZM7 236H8V234H7ZM114 236H117L116 234L114 235ZM140 236V235H139ZM210 236V235H209ZM208 236V237H209ZM3 237V236H2ZM5 237H6V233H5ZM9 237V236H8ZM14 237V236H13ZM200 237V236H199ZM202 237V238H203ZM216 237V236H215ZM217 237L215 238L216 240H217ZM242 237V238H241ZM256 237V236H255ZM167 238V239H168ZM186 238H189V239H186ZM27 239V238H26ZM199 239H201V238H199ZM213 239V238H212ZM214 239V242L216 241ZM255 239V238H254ZM259 239V238H258ZM264 239V238H263ZM22 240V239H21ZM202 240V239H201ZM200 240V241H201ZM23 241V240H22ZM27 241V240H26ZM26 241H23V243H22V246H23V249L21 250V251H18V253H16L15 254V257H14V260H15V263H18V264H46L47 263V261H46V257H47V255L45 254L44 255V253L42 254V251L44 250H48L49 248H51V249H54L55 248V245H50L48 242H46L45 241V237H42V236H40L39 237V239L37 240V241H32V242H29V244H26V243H28V241L26 242ZM263 241V240H262ZM192 242V241H191ZM217 242V241H216ZM161 243V242H160ZM193 243V242H192ZM212 243H213V241H212ZM254 243V242H253ZM264 243V242H263ZM262 243V245H264ZM27 245V248H32L33 249V252H36L37 251V254L39 255V257H35V255H37V254H35V255H32V256H30L31 254H29V251H27L26 249H25V247H26V245ZM217 244L218 243H216V246H217ZM255 245H256V243H254ZM253 244V245H254ZM6 245V244H5ZM10 245H11V243H10ZM193 245V244H192ZM215 245V244H214ZM236 245H237V243H236ZM1 246H2V243H1ZM122 246V248H125L126 247V245H125V247H123V245H121ZM121 246H119V247H121ZM194 246V245H193ZM193 246H192V248H193ZM215 246V247H216ZM252 246V245H251ZM196 247V246H195ZM194 247V248H195ZM198 247V246H197ZM4 248H5V246H4ZM129 248V247H128ZM253 248H254V246H253ZM252 248V249H253ZM18 249H20V248H18ZM64 249H65V247H64ZM169 250H174V249H176V247H173L172 245H170L169 246V248H168ZM187 249V250H186ZM191 249V248H190ZM250 249V248H249ZM180 250L178 251V253L180 252ZM193 250H196V248L195 249H193ZM199 250H201V249H199ZM218 250V249H217ZM230 250H232V249H230ZM177 251V250H176ZM188 251H190V250H188ZM196 251H198V250H196ZM220 251V250H219ZM229 251V250H228ZM20 252V253H19ZM71 252V251H70ZM187 252V253H186ZM232 252V251H231ZM231 252H229V253H231ZM255 252V251H254ZM263 252V251H262ZM136 253V251H134V254ZM192 253H194V252H192ZM197 253H200L199 251L197 252ZM208 253V252H207ZM257 253V252H256ZM190 254H191V252H190ZM203 254V253H202ZM208 254H210V253H208ZM227 254V253H226ZM114 255V254H113ZM112 255V256H113ZM117 255V254H116ZM193 255V254H192ZM195 255V254H194ZM197 255V254H196ZM195 255V256H196ZM204 255H206V254H204ZM257 255V254H256ZM263 255V254H262ZM183 256V255H182ZM201 255H199V257H200ZM229 256H231L230 254H229ZM238 256V255H237ZM236 256V257H237ZM73 254H71V255H69V256H67V259H59V258H56L55 259V261H54V263H50V264H71V262H72V259H73ZM115 257V256H114ZM117 257V256H116ZM199 257H197V258H199ZM254 257V256H253ZM257 257V256H256ZM184 258V257H183ZM262 258V257H261ZM203 259H205V258H203ZM237 259V258H236ZM256 259V258H255ZM262 259H264V258H262ZM114 261H116L115 259H113ZM206 260V259H205ZM234 260V259H233ZM103 261V260H102ZM101 261V262H102ZM114 261L112 262L111 261V263H113V264H115L114 263ZM188 261V260H187ZM237 261V260H236ZM261 261V260H260ZM108 262V261H107ZM117 263L116 264H127L126 262L125 263H123L124 262V260H121V261H116ZM118 262H121V263H118ZM232 262V261H231ZM240 262V261H239ZM257 262V261H256ZM259 262V261H258ZM262 262H264L263 260H262ZM261 262V263H262ZM110 263V261H109V263L108 264H111ZM130 263V262H129ZM235 263H237V262H235ZM246 263V262H245ZM260 263V262H259ZM195 264V263H194ZM234 264V263H233ZM250 264V263H249ZM264 264V263H263Z\"/></svg>",
    "mask_w": 264,
    "mask_h": 264
}]
</instances>
